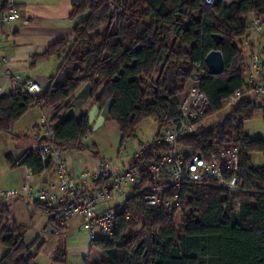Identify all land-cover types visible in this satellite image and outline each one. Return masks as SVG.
Instances as JSON below:
<instances>
[{
	"label": "trees",
	"instance_id": "1",
	"mask_svg": "<svg viewBox=\"0 0 264 264\" xmlns=\"http://www.w3.org/2000/svg\"><path fill=\"white\" fill-rule=\"evenodd\" d=\"M71 4V18L80 19L73 25L72 39H59L45 53L59 60L48 88L35 95L21 88L1 95L0 133L10 132L39 102L54 110L50 117L54 144L63 151L85 150L88 143L83 138L93 128L88 108L79 118L70 111L77 105V92L90 82L93 92L88 105L102 109L113 98L106 119L117 122L123 141L135 136L145 118L158 123L160 135L179 116L180 98L195 83V64L202 62L208 69L205 57L214 49L223 52L225 68L217 75L208 70L198 82L209 101L204 117L220 113L236 90L246 89L249 58L240 39L250 33L254 17L264 22V0L213 4L204 0H71ZM214 34L223 36L219 45ZM259 107L252 100H242L224 120L211 128L201 126L198 133L182 140L195 151L240 141V192L188 187L180 207L171 209H149L131 197L127 210H116L113 237L91 241V249L100 251L99 264H264V165L252 162L253 152H264V139L250 138L244 131V121L253 118ZM36 148L17 164L41 174L50 164L37 156ZM167 149L153 141L141 162L154 160ZM93 154L99 155L96 147ZM7 158L14 163L11 155ZM137 162L131 159L130 164ZM179 210L183 214L177 225ZM54 211L50 210V222L57 224ZM3 222L1 217L0 242L5 251L0 264H33L35 255L25 243V227L12 229ZM66 260L60 242L53 261L65 264Z\"/></svg>",
	"mask_w": 264,
	"mask_h": 264
},
{
	"label": "built area",
	"instance_id": "2",
	"mask_svg": "<svg viewBox=\"0 0 264 264\" xmlns=\"http://www.w3.org/2000/svg\"><path fill=\"white\" fill-rule=\"evenodd\" d=\"M213 4L217 0H204ZM118 10L114 9L113 14ZM15 21L29 24V18L16 6L15 0H0V26ZM264 29L261 17L251 21L250 33L241 38L242 44L251 47L249 74L245 90H236L225 106L236 107L242 100H252L264 108V58L257 49L258 34ZM0 37V70L8 63ZM208 69L202 62L195 64L194 84L187 88L179 101V116L176 121L164 127L154 141L167 145L159 156L151 161H142L146 147L135 153L131 159L138 162L124 169H118L111 160L101 158L95 169L84 168L79 177L70 171L63 150L54 144L55 126L48 117L40 120L43 142L36 148L37 156L55 169L56 183L37 186L27 182L17 188L0 187V200L25 199L45 204L50 214L53 208L57 224H52L48 232L55 234L59 227L65 228L70 220L78 218L77 229L86 231L90 240H110L117 228L116 210H127L129 199L136 197L138 202L149 209H171L180 207L188 187L213 188L223 193H237L242 190L240 176L242 172L241 143L230 142L222 146L197 151L183 139L199 132L209 108V101L198 85ZM16 88L35 95L42 91L41 85L34 80H23L14 75ZM4 95L0 84V96ZM36 106H40L37 102ZM224 106V107H225ZM218 120L217 122L222 121ZM87 140V136L83 138ZM229 143V142H228ZM218 144V142H217ZM99 181L94 190L82 189V182ZM129 216V211L126 212Z\"/></svg>",
	"mask_w": 264,
	"mask_h": 264
},
{
	"label": "crops",
	"instance_id": "3",
	"mask_svg": "<svg viewBox=\"0 0 264 264\" xmlns=\"http://www.w3.org/2000/svg\"><path fill=\"white\" fill-rule=\"evenodd\" d=\"M15 3L21 12L29 18V24L25 25L22 21H15L9 25L0 26V37L3 41L4 53L9 59L8 63L0 70V84L3 86L5 95L11 94L16 87L13 81L14 75L21 76L23 80L38 82L42 90L48 88L49 78L57 70L59 60L56 57H46L45 53L49 46L59 39H72L73 25L80 19V17L71 18V0H15ZM259 38H257V43L262 42V39L259 40ZM256 47L259 49L258 44H256ZM259 51L264 58V45L260 47ZM247 63L249 68L245 74V80L251 73L249 59ZM83 107L76 105L71 109L70 113L79 118L83 111L87 109ZM53 113L54 110L52 108L34 106L19 118L10 132H6L16 138L18 143L13 145L16 151H7L4 155V161L2 164L0 163L3 167L2 170L6 171L11 178L10 182H0V187L17 188L27 182H32L37 186L56 183L57 175L53 167L47 168L41 174H33L26 166L17 164V161L26 152L35 149L41 144L40 141L44 140L39 127L40 120L42 117L50 118ZM87 147H89L88 144ZM63 152V156L67 159L70 166L71 173L77 177L81 175L84 168L94 170L98 161L101 158H105L100 155L93 156L86 149L65 150ZM7 155H11V159L14 160L13 164L10 163ZM93 183L92 181L82 182L81 187L84 190L92 191L96 187ZM0 202L3 204V206H0V218H4L3 223L7 222L12 229L16 225L24 226L26 229L25 240L29 230L35 232L33 237L38 240L42 235H46V238L47 236L60 235L62 238L65 234L64 228L62 231L58 230L55 234L48 232V228L52 225L49 213L35 202L21 198L0 200ZM43 244H46L45 239L40 246H36L33 252L35 255L33 264H40L38 263V256L44 246ZM88 247L91 249V243ZM88 258L91 257L86 252L85 264H99L100 258H93L92 260H88Z\"/></svg>",
	"mask_w": 264,
	"mask_h": 264
},
{
	"label": "rangeland",
	"instance_id": "4",
	"mask_svg": "<svg viewBox=\"0 0 264 264\" xmlns=\"http://www.w3.org/2000/svg\"><path fill=\"white\" fill-rule=\"evenodd\" d=\"M224 1L226 3H231L232 1L236 0ZM258 38L259 40L262 39L261 43H257L258 48L260 49V47L264 45V29L262 30L260 35H258ZM245 48L247 50L246 53L249 58V53L252 48L246 46ZM89 102L90 101H87L85 104L81 105V107L84 106V109H89L91 107V105H88ZM233 108L234 107L232 106H225L220 113L206 116L202 122V126L204 128L213 127L216 124V121L221 119L224 120ZM158 128L159 125L154 119L145 118L138 125L135 136L123 141L122 134L117 122L108 118L98 128H92V131L88 135V140L86 141L90 145L91 150L89 151V147L86 148V150L93 156H95L93 154V148L96 147L100 156L111 160L116 168L124 169L130 166L131 157L135 153L141 152L148 144L154 141L158 132ZM244 131L249 135L250 138L264 139V108H259L254 113L253 118L244 121ZM15 143H18V140L16 138H13L6 132L0 133L1 164L4 161V155L5 153H7V151H16V148H14L13 146ZM252 162L256 166H263L264 152H253ZM2 168L3 167L0 165V182H10V176H8L7 172L2 170ZM0 206H3L2 202H0ZM182 214L183 213L180 210L176 214L177 225H180ZM78 223V219H74L69 222L68 225L64 228L65 234L62 236V238L60 237V235H55L53 237L47 236V238L46 235H42V237L38 240L33 237V234L35 232L29 230L25 243L28 246H32L31 252L33 253L36 249V246H40L44 239L46 240V244H43L44 246L42 247V250L40 251V254L38 256V263L40 264H60L53 261L60 242H63L65 251L67 253V260L65 264H85L86 252H88L89 256L91 257L88 258V260H92L93 258H100V251L98 250V248L93 247L92 249H89L88 246H90L91 243L90 237L88 236L86 231L80 232L76 228ZM4 251L5 249L0 243V257L3 255Z\"/></svg>",
	"mask_w": 264,
	"mask_h": 264
},
{
	"label": "water",
	"instance_id": "5",
	"mask_svg": "<svg viewBox=\"0 0 264 264\" xmlns=\"http://www.w3.org/2000/svg\"><path fill=\"white\" fill-rule=\"evenodd\" d=\"M218 1V0H217ZM215 42L219 45L223 41V36L219 34L213 35ZM205 62L208 66L209 73L212 75L221 74L225 68V58L223 52L219 49L210 51L206 57ZM93 92V87L90 82L86 83L76 94L77 105L81 106L85 104ZM114 103L113 98L106 101L102 109L97 104H94L88 111L89 124L93 123V129L98 128L106 120L109 115L112 105ZM44 138V136H43ZM89 145V144H88Z\"/></svg>",
	"mask_w": 264,
	"mask_h": 264
}]
</instances>
